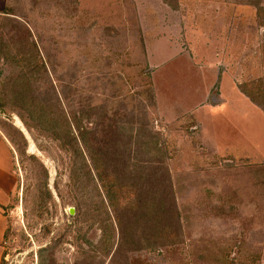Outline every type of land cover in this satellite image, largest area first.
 Returning a JSON list of instances; mask_svg holds the SVG:
<instances>
[{"label": "rangeland", "instance_id": "obj_1", "mask_svg": "<svg viewBox=\"0 0 264 264\" xmlns=\"http://www.w3.org/2000/svg\"><path fill=\"white\" fill-rule=\"evenodd\" d=\"M2 98L6 264H264V0H0Z\"/></svg>", "mask_w": 264, "mask_h": 264}, {"label": "trees", "instance_id": "obj_2", "mask_svg": "<svg viewBox=\"0 0 264 264\" xmlns=\"http://www.w3.org/2000/svg\"><path fill=\"white\" fill-rule=\"evenodd\" d=\"M3 10L6 12V11H8V8H6V9L4 8ZM9 51L10 50L8 49V52ZM39 70L40 69L38 68V71ZM33 71H35V70L33 69ZM44 72H47V70L46 71L44 70ZM24 77L26 78L27 76H24ZM7 84L8 83H6V85L3 84V89L2 90L4 92H5V88H8L9 87ZM14 85H15L14 88H11V90H15V92H13V96L11 97L12 98V101L11 100H10V102H9V100H6L5 101L3 98L0 99V107H2L3 104L6 103V102H9V103L18 102V103L22 104V106L23 105L26 106L27 104L29 105L30 102H33L32 97L31 96L29 97V94L33 91V87L31 86V84H30V82H29L28 79H26L25 81H21L20 83L16 82ZM4 86H6V87L4 88ZM243 88L241 87V89H242L241 91L242 92H244V90H245ZM52 93H56L55 94L56 97L54 96V101L56 102V100H57L61 104V99H60L59 95L57 94V91H53ZM244 93L253 102H255L257 105H260V104H258V102L256 101L255 98H253V97L250 96V94H248L246 92H244ZM3 95L5 97V94H3ZM13 101H15V102H13ZM62 112H64L63 109H62ZM44 115H46V114H44ZM49 115L51 117H53L52 116V112ZM50 116L48 117L47 122L49 124H51V125H54L60 132L61 131L63 132L62 129H64L65 133L68 134V135H70V138H68L69 139V142L72 143L73 145H76L77 142L75 140H76L77 137L73 136V127L76 129V131L79 133V135H81V137L84 135V131L82 130V128H80L81 124H80V122H78L75 114L74 115H68V114H65V112H64V114H62L60 116L61 123H58L59 122L58 120H56L55 118H51ZM79 131H81V132H79ZM60 132H58V133H60ZM58 133L54 131V133H51V137L52 138H58L59 137L58 135H60ZM8 141H9V139H8ZM83 141H84V139H83ZM9 142L11 143V141H9ZM85 144H86V142H85ZM63 147H65V145H63ZM84 160L86 161L85 158H84ZM40 166H41L40 168H41L42 173L44 174L45 181H46L47 171L45 170V168H43V166L41 164H40ZM94 166H95V169H97V166L95 164H94ZM100 173L101 174H99L98 176H99V180L102 182V185L101 186L103 188H107L109 190L107 192V194L109 193L108 195H110L111 192L113 193L114 190L117 188V185L115 184L116 183V180H113L111 176L104 175L105 171L104 172H100ZM43 186L41 187V189L43 190L42 194L45 195L47 198H50V192L47 189V187L45 186V183H44ZM111 201H112V199H111ZM116 206H117L116 204H115V206H113V202H112V206L111 207H115V212L119 208V207H116ZM128 206H129V210H132L133 209L132 207H134L132 204H129ZM146 206H148L147 203L146 204L143 203L142 205H137L136 208H141L142 209L143 207H146ZM7 207L8 206L4 207L3 210L4 209H7ZM126 208L128 209L127 206H126ZM120 212H124V211L121 210L119 212L117 211L116 213H120ZM133 215H134V213H133ZM117 221H118V225L119 226H114L112 224L111 228L113 229V227H114V230H116V232L121 233V240H122V241L120 240L121 246H125L126 245L128 247V250L130 251V253L131 254L133 253L132 255H135V253L137 252V250H140V248H141V247L140 248H137L136 247V246H138L139 242H143V243L144 242H147L146 237L148 235V232L146 231V233H144V231H142V228L140 230H138L139 226L137 225V221L136 222L135 221H131V224H132L131 225V230H130L131 236H133V237L134 236H137V234L139 233L140 236H142V237L139 238V240L137 242H130L129 239H128V242H125L124 236L126 237V234H124V232H123V236H122V230L126 229L127 227L126 228L122 227V225L120 224V222L118 220V216H117ZM149 222H154V220H147V223H149ZM163 227L167 228V226H163ZM9 230H10V226L7 225V229H6L5 235H4V242L5 243H6V238H7V235L9 233ZM136 231H138V233H135ZM149 233H150V231H149ZM161 234L164 235L165 232H162L161 230L160 231H157L156 228H154V231H153L154 238L159 237ZM108 237H110V235ZM143 237H144V240H142ZM107 239H110V238H107ZM148 244H149V242H148ZM46 250H47L46 248H43L42 250H40L37 253V264H46V263H48L49 260L44 256V254L47 252ZM5 255H6L5 251H3L2 258H1V264H6L7 263L6 258H5ZM126 261H127V264L128 263L130 264V262L132 260L130 258H126ZM94 262L91 261L88 264H110V263L111 264H116V262L114 260H110V259L107 261L108 263H105V261H102V260H99V262H96V263H94Z\"/></svg>", "mask_w": 264, "mask_h": 264}, {"label": "crops", "instance_id": "obj_3", "mask_svg": "<svg viewBox=\"0 0 264 264\" xmlns=\"http://www.w3.org/2000/svg\"><path fill=\"white\" fill-rule=\"evenodd\" d=\"M260 141L262 143L261 139ZM14 165L13 148L6 136L0 131V264L4 251L2 244L7 229V221L2 211L8 205L9 198L15 190L17 178L14 174Z\"/></svg>", "mask_w": 264, "mask_h": 264}, {"label": "bare ground", "instance_id": "obj_4", "mask_svg": "<svg viewBox=\"0 0 264 264\" xmlns=\"http://www.w3.org/2000/svg\"><path fill=\"white\" fill-rule=\"evenodd\" d=\"M16 122V121H15ZM18 126H20V125H18ZM33 151V150H32ZM32 151H31V153H32Z\"/></svg>", "mask_w": 264, "mask_h": 264}]
</instances>
